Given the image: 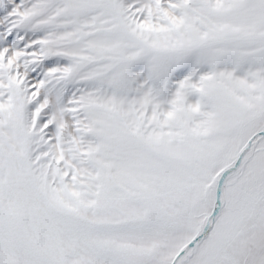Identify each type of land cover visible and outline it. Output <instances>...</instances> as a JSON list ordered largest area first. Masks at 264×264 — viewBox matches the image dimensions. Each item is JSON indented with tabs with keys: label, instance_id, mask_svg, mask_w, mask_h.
<instances>
[{
	"label": "snow or ice",
	"instance_id": "snow-or-ice-1",
	"mask_svg": "<svg viewBox=\"0 0 264 264\" xmlns=\"http://www.w3.org/2000/svg\"><path fill=\"white\" fill-rule=\"evenodd\" d=\"M0 264H264V0H0Z\"/></svg>",
	"mask_w": 264,
	"mask_h": 264
}]
</instances>
